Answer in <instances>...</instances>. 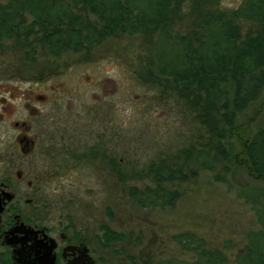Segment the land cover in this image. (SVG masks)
Instances as JSON below:
<instances>
[{
    "label": "rangeland",
    "instance_id": "rangeland-1",
    "mask_svg": "<svg viewBox=\"0 0 264 264\" xmlns=\"http://www.w3.org/2000/svg\"><path fill=\"white\" fill-rule=\"evenodd\" d=\"M244 1L222 0L221 5L238 8ZM151 49L139 36H123L92 53H67L57 60L44 56L45 69L59 73L43 81L41 90L48 98L40 106L43 138L50 127L57 140L54 151L41 160L48 174L43 188L51 210L47 224L57 232L68 226L84 234L97 264L193 261L172 241L173 235L184 232L203 238L208 248L219 249L229 264H235L250 233L260 229L255 212L240 196L248 184H255L245 169L227 174L223 164L215 171L189 174L176 185L180 199L172 208L145 209L129 195V188L144 185L130 175L161 153L200 149L208 143L193 110L168 90L167 82H142L138 72L140 67L150 68ZM14 52L0 54V71L22 70ZM102 143L107 160L80 161L84 152L98 150ZM111 159L120 163L124 179L109 167ZM105 227L124 233L125 239L110 249L100 247L97 236Z\"/></svg>",
    "mask_w": 264,
    "mask_h": 264
},
{
    "label": "trees",
    "instance_id": "trees-1",
    "mask_svg": "<svg viewBox=\"0 0 264 264\" xmlns=\"http://www.w3.org/2000/svg\"><path fill=\"white\" fill-rule=\"evenodd\" d=\"M221 4L222 0H0V54L13 49L23 65L19 71H40L46 77L57 69H45V55L57 60L67 53H92L113 38L141 37L152 47L150 68L140 67L138 72L142 82H167L168 90L193 110L208 143L200 149L161 153L130 175L144 183L129 188L130 197L145 209L172 208L180 199L175 187L189 174L215 171L223 164L227 174L245 169L255 184H248L240 196L255 212L260 229L250 233L235 264H264V0H245L238 8ZM94 152L84 158L89 160ZM100 158L107 160L108 155ZM109 164L124 179L120 163L111 159ZM101 232L97 241L104 249L125 239L124 233L109 227ZM172 241L194 260L145 264H229L223 252L208 248L193 232L175 234Z\"/></svg>",
    "mask_w": 264,
    "mask_h": 264
},
{
    "label": "flooded vegetation",
    "instance_id": "flooded-vegetation-1",
    "mask_svg": "<svg viewBox=\"0 0 264 264\" xmlns=\"http://www.w3.org/2000/svg\"><path fill=\"white\" fill-rule=\"evenodd\" d=\"M42 75L40 71H0V264H33L28 262L41 253L42 245H55L54 264H77L86 248L96 264L84 234L68 226L57 232L47 224L51 210L43 199L47 173L41 160L54 151L57 140L50 127L43 138L40 106L48 98L41 90L43 81L59 73ZM91 150L80 161L102 157L105 146L102 143L89 160L84 158Z\"/></svg>",
    "mask_w": 264,
    "mask_h": 264
},
{
    "label": "water",
    "instance_id": "water-1",
    "mask_svg": "<svg viewBox=\"0 0 264 264\" xmlns=\"http://www.w3.org/2000/svg\"><path fill=\"white\" fill-rule=\"evenodd\" d=\"M53 242V241H52ZM55 248V245L47 246L42 245L41 246V253L38 254L36 259L33 262V264H54L55 258L52 255V252ZM93 258L91 255H89V251L86 248L81 254L80 257L77 259V264H93Z\"/></svg>",
    "mask_w": 264,
    "mask_h": 264
}]
</instances>
